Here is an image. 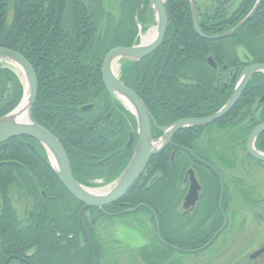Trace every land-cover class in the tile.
<instances>
[{"label":"trees","instance_id":"trees-1","mask_svg":"<svg viewBox=\"0 0 264 264\" xmlns=\"http://www.w3.org/2000/svg\"><path fill=\"white\" fill-rule=\"evenodd\" d=\"M255 1L196 2L202 32L216 35L231 29L248 14ZM140 6L139 0H0V47L21 54L36 76L32 118L61 143L73 178L85 187L112 183L131 158L134 134L131 145L127 144L130 133L136 130L135 119L107 94L101 64L112 49L138 42L134 17ZM170 12L177 28L174 30L171 24L158 49L138 62L123 61L119 71L121 81L141 99L159 127L179 119L211 115L223 106L222 99L210 96L216 74L207 64L208 57L219 70H233L241 65V54L251 64H264V0L248 23L231 37L215 42L195 34L187 0H171ZM144 13L145 10L139 12V22ZM261 87L264 88V75L257 74L230 115L211 126L234 133L229 143L225 134L208 144L214 155L206 158L215 161L220 173L251 163L264 168L245 151L249 133L264 122V112L255 120L246 121L251 117L254 99L264 90L260 91ZM22 94L18 76L0 64V117L16 107ZM197 95L199 110L195 105ZM85 106L92 108L82 111ZM231 116L233 123L227 125L226 119ZM159 136L153 129V137ZM32 147L43 153L28 138L12 139L0 149V264L10 256L14 258L8 264H59V260L60 264H103L106 256L117 253L99 240L92 223L107 216L96 208L85 210L81 219L83 231L78 222L81 204L58 183ZM255 149L264 153V133L256 139ZM177 152L170 164L166 150L152 157L148 177L141 176L122 200L132 208L146 206L131 216L145 213L150 217L148 223H140L147 228L151 225L149 243L128 252L130 264H180V256L214 253L219 238L245 214L243 209L230 205L232 198H238L264 226V193L246 179L233 174L227 178L222 171L225 189L221 209L228 217L226 229L197 253H179L159 243L155 220L163 241L186 250L203 247L223 223L217 207L219 180L204 166L207 174L203 173L200 200L205 206L198 208V221L196 216H177L181 220H176L175 214L169 213V205L177 204L182 197L180 183L192 161L188 154ZM11 187L28 204L24 219H19L12 207ZM117 208L112 205L104 211L115 212ZM56 210L60 212L54 215ZM83 233L88 234L89 243L81 241ZM246 263L252 262L248 259ZM110 264L116 262L112 260Z\"/></svg>","mask_w":264,"mask_h":264},{"label":"water","instance_id":"water-1","mask_svg":"<svg viewBox=\"0 0 264 264\" xmlns=\"http://www.w3.org/2000/svg\"><path fill=\"white\" fill-rule=\"evenodd\" d=\"M140 2L141 7L136 12L134 18L136 22L137 14L144 8V4L141 0ZM165 2L166 0H148V7L152 10L156 21V29L151 39H147L146 41L141 39L137 45L131 47L114 48L107 53L102 61L101 78L103 86L109 96L118 98L133 115L136 123L137 136L127 167L117 180L104 188H87L79 184L73 178L67 155L61 143L48 130L40 126L32 118V110L37 97V80L31 65L21 54L0 47V64L13 67L21 73L22 78L20 82L23 86V95L19 103L9 113L0 117V148H3L8 141L22 137L32 139L39 143L46 154L45 157H41L44 164L51 170L66 192L81 204L82 207L78 212L79 223L81 222V215L84 210L88 208L102 209L122 200L144 171H147L146 168L150 159L160 153L167 145L172 144L171 139L178 131L186 128L208 126L221 120L234 108L250 79L257 73L264 75V64L249 65L241 71L230 98L215 114L199 119H181L166 127L157 126L141 99L132 89L128 88L120 81L116 68L120 65L121 61H140L152 54L162 44L168 21L171 19ZM188 3L191 11L192 27L195 34L205 41L215 42L231 37L248 23L258 11L262 0H256L248 14L234 27L217 35H206L202 32L196 14L195 2L194 0H188ZM207 61L210 66L215 67L210 57H208ZM91 108L92 106H85L82 107L81 110L87 111ZM152 129H155L161 136L154 139L152 137ZM262 133H264V122L252 129L246 140L245 149L247 154L254 161L264 164V153L257 151L254 146L256 139ZM131 143L132 138H130L127 146ZM51 160L55 163L56 168L53 167ZM189 175V190L184 198V209L195 205L200 190L191 171ZM219 179L221 185L219 197L220 205L223 194V181L220 175ZM140 207L145 206L139 205L135 208L127 209L125 213H132ZM222 215L224 219L222 226L214 233L211 239L199 249L186 250L163 241L160 237L158 223L155 221L156 239L159 243L176 252L197 253L212 244L218 235L226 228L227 220L223 213ZM262 255H264V244L261 248L249 255V260H255ZM13 258V256L9 257L4 264H7Z\"/></svg>","mask_w":264,"mask_h":264},{"label":"rangeland","instance_id":"rangeland-1","mask_svg":"<svg viewBox=\"0 0 264 264\" xmlns=\"http://www.w3.org/2000/svg\"><path fill=\"white\" fill-rule=\"evenodd\" d=\"M207 1L208 0H197L196 2L207 3ZM109 4L114 5L115 2L109 1ZM10 17L11 10H8V20H10ZM152 17V24L148 27L146 26L148 30L146 31V29H144L146 27L141 28V32H143L140 33L141 39L155 32L156 21L153 15ZM12 70L16 73L14 69ZM17 74L20 78L22 77L20 73ZM240 156H243L242 152ZM223 172L226 174L227 178L233 174L237 178L246 179L251 182V185H257L261 192L264 193V168L251 163L243 168H238L236 171L223 170ZM9 196L12 207L18 214V218H24L28 204L19 196L18 192H16L13 187L9 190ZM232 200L233 202L230 201V205L234 204L237 208L243 209L245 214L238 217L233 224V228L219 238L218 242L213 247L214 253L212 252L210 254L209 252H205L195 256H180L182 260L180 264H247L246 261L249 255L262 247L264 244V226L259 224L238 198L237 200L232 198ZM59 212V210H56L53 214L57 215ZM132 214L116 218H100L97 224L92 223L96 226L97 234L102 242L108 246V250L117 253L112 256H106L102 262L103 264H110L112 260H114L116 264H130L127 258L129 255L128 252L149 243L151 225L147 228V226H142L140 224L143 222L148 223L147 215L141 213L131 216ZM87 217H89V213ZM251 262L250 264H264V255ZM58 263L60 264V260ZM14 264L19 263L14 262Z\"/></svg>","mask_w":264,"mask_h":264},{"label":"flooded vegetation","instance_id":"flooded-vegetation-1","mask_svg":"<svg viewBox=\"0 0 264 264\" xmlns=\"http://www.w3.org/2000/svg\"><path fill=\"white\" fill-rule=\"evenodd\" d=\"M143 2H144V9L143 10H145V13H144L145 16H144L143 21H142V27H146V26L148 27L150 24H152V20H153L152 15L153 14H152V11L148 8V0H144ZM170 2H171V0H166V2H165V6L168 8V12H169L170 17H171V19L168 21L166 33H167V30H168V28H169V26L171 24H172L174 30L177 28V25H176V23H175V21L173 19V16H172V14L170 12ZM196 12H197V17H198L197 7H196ZM190 21H191V16H190ZM147 27L144 28V29H146V31L148 30ZM166 33H165V35H166ZM240 57L243 59L242 60V64L239 65L238 67H236L235 69L228 70V71L225 70V68H223L222 70H219L218 67H217V65L214 62H213V64L215 65V67H212V66H210L208 64V61H207L208 66L210 68H212L214 70V73L216 74V79L214 80V83H213V85L210 88V90L212 92V94L210 96L211 97H214L215 99H218V98L222 99V101H224L223 105L230 98V96H231V94H232V92L234 90V87H235V85L237 83V80L239 78V75H240L241 71L245 67L251 65V63L249 62V58L247 56H245L244 54H241ZM257 74H260V73H257ZM257 74H255L250 79V81L248 82L245 90L247 89L248 85L251 83V81L253 80V78ZM261 75H263V74H261ZM118 77H119V79L121 81L120 73H119ZM196 89H197V92H198V85L196 86ZM263 89L264 88L261 87L260 88V91H262ZM245 90L243 91V93H242L241 97L239 98L238 102L240 101V99L244 95ZM197 98H198V102L195 105H196V108L199 110V108H200V104H199L200 97H198V95H197ZM115 99L118 100L119 103L121 104V101L118 98H115ZM238 102L236 103V105L238 104ZM235 106H234V108H235ZM233 109L224 118H222L221 120H219V121H217L215 123H219V122L223 121L226 117H228L230 115V113L233 111ZM251 109H252V111L249 114L251 117H249V118L246 119L247 122L250 121L249 119L255 120L256 118H258L259 116H261V114L264 112V90L262 91V93H260L254 99V103L251 106ZM215 113H213V114H215ZM196 114L199 115L198 113H196ZM213 114H211V115H213ZM211 115H207V116H204V117H202V116L201 117L200 116H198V117H191V118H198L199 119V118L209 117ZM152 118H153V116H152ZM239 118H240V114L238 115V119ZM184 119H186V118H184ZM179 120H181V119H179ZM226 121H227V125L229 123H233V116L227 118ZM155 123H156V121H155ZM215 123H212V124H210L208 126H204V127L186 128V129L180 130V131H178L172 137V139H171L172 144L167 145L163 149V150H166V152L168 154L169 164L172 163L174 161L176 155H178L179 152H177V151H181L180 153L183 152V153L188 154L191 157V159H192V161L190 162V168H188L183 173L182 181L180 183L181 184L180 185V191L182 192V197H181L180 201L177 204H173V205L170 204L169 207H168L169 208L168 209L169 210V213L170 214L174 213L175 215H173V216L176 217V220H181L179 217L183 218L185 216H196V220L198 221V208L205 206V204L203 205L201 203V200H200L201 199L200 197H201V195L203 193V186H202L203 185L202 184L203 173L207 174V172L203 168V166L206 167L207 169L211 170L213 173H215L217 175L218 180H219V197H220V193H221V185H220L219 175L222 177V181H223V184H222V187H223L222 188V192H223V194H222V200H223L224 189H225L224 176H223V173H222L223 170L220 173L218 171V169L216 168L217 167L216 166L217 164L214 163L215 161H213L210 158H206V157H213V155H214V152L211 150V147L208 144H209V142L211 140L223 138V136L225 134L227 135V138L225 140L227 141V143H229V141L233 138L234 133H231V131L223 132V130H221L218 127H211ZM189 129H194V130L190 131ZM133 134H134V136H136V130H134L133 133H130V138H132V142H133V139H134ZM152 136H153V129H152ZM159 137H154V138L157 139ZM227 145H229V144H227ZM34 151L36 152V157H38L42 161L41 156L43 155V153H41L40 150L38 151V150H35L34 149ZM204 152L206 154H204ZM182 156L186 158L185 154H183ZM185 158H183V160ZM149 162H148V165H147V168H146L147 171H144V173L141 175L144 178L145 177H148V175L150 174L149 173L150 172ZM194 162H196V164H193ZM190 171L192 172V174H193V176H194L197 184L199 185L200 190L198 192V199H197L195 205L194 206H191L189 208H185L184 209L183 208L184 198L187 195L188 190H189V176H190L189 175V172ZM42 196H44V193H42ZM122 200H120L119 202H117L116 204H114V205H116L118 207L117 208L118 211H115V212H106V211H104V208L101 211L104 213L105 216H108L110 218L121 217L123 215L129 214V213H125V211L127 209L132 208V207H129L130 204L127 203V202H124ZM222 200H221V203L219 205V198H218L217 207H218V210L220 211V216H221L222 221L224 219H223V215L221 214V212L226 216L225 218L228 221L227 215L221 209ZM110 206H112V205H110ZM177 216H179V217L177 218ZM170 217H171V215H170ZM216 218H217V216H216ZM149 219H150V217H149V215H147V220H149ZM97 236H99V235L97 234ZM68 238H71V237L68 236ZM88 239H89L88 234L87 233H83V240H81V241H84V243H89V240ZM99 240L102 241L101 238ZM94 254L95 255L97 254V251L96 250H94Z\"/></svg>","mask_w":264,"mask_h":264},{"label":"bare ground","instance_id":"bare-ground-1","mask_svg":"<svg viewBox=\"0 0 264 264\" xmlns=\"http://www.w3.org/2000/svg\"><path fill=\"white\" fill-rule=\"evenodd\" d=\"M153 36H154V33L148 35L147 37H143V40L146 41L148 38L151 39ZM51 163H52L53 167L56 168L55 163L53 162V160H51Z\"/></svg>","mask_w":264,"mask_h":264}]
</instances>
